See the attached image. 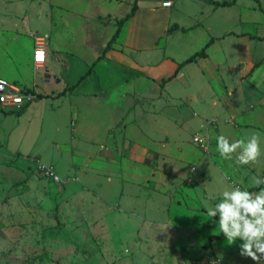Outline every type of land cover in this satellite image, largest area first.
<instances>
[{
    "label": "crops",
    "instance_id": "crops-1",
    "mask_svg": "<svg viewBox=\"0 0 264 264\" xmlns=\"http://www.w3.org/2000/svg\"><path fill=\"white\" fill-rule=\"evenodd\" d=\"M215 1L234 4L218 9L210 5L209 16L186 26L159 15L172 9L174 0L171 8H165V2L155 6L141 0H0V77L19 82L36 95L44 90L49 96L45 99H70L71 131L80 143L75 150V171L83 174L79 179L83 186L92 187L111 225L154 219L160 226L184 228L188 243L195 242L197 234L207 237L211 252L232 258L231 251L240 253L242 241L227 244L219 232V217L207 216L204 202H219L222 191L233 183L252 191L257 189L250 187L252 177L264 179V157L259 164L241 166L235 157L225 160L216 150V137L221 134L235 140L258 133L264 148V34L260 35L264 6L262 0ZM135 5V15L123 25L113 49L98 60L118 23ZM9 7L10 20L4 15L11 12ZM221 8L239 9L241 31L222 28L201 43L199 51L212 41L207 57L178 70L191 56L178 63L171 50L189 44L197 28L206 27ZM174 25L178 28L170 33ZM35 37L44 42L47 53L41 64L34 61ZM228 44L236 45L232 57L225 47ZM78 53L92 55L90 68L79 78L72 76L71 84L67 66L78 62L72 60ZM144 55L150 56L142 60ZM41 71L50 73L45 83L51 90L41 88L37 78ZM259 72L262 75L253 80L258 91L245 90L243 84ZM238 82L242 97L235 86ZM192 131L193 139L208 136L214 145L209 146L213 153L208 158L194 150L197 159L190 163L185 152ZM171 144L177 148L174 155L167 150ZM201 163L204 171L197 173ZM80 193L86 195V191ZM212 237L221 239L211 242Z\"/></svg>",
    "mask_w": 264,
    "mask_h": 264
},
{
    "label": "rangeland",
    "instance_id": "rangeland-1",
    "mask_svg": "<svg viewBox=\"0 0 264 264\" xmlns=\"http://www.w3.org/2000/svg\"><path fill=\"white\" fill-rule=\"evenodd\" d=\"M174 1L176 5L172 9H163L159 15L172 17L181 25L192 26L213 10L205 0ZM145 2L160 6L165 0H141L142 4ZM262 4L264 6V0ZM11 13L6 12L5 19H13ZM238 13V8H221L213 13L206 27L197 28L189 44L171 50L173 61L180 63L192 56L202 48L203 41L220 33L222 28L241 31L237 23ZM11 25L9 29H12ZM45 31L48 32L47 29ZM235 46L225 45L231 57L235 54ZM90 54L78 53L72 59L78 62L67 66L71 70L68 79L71 84L72 76L78 75L79 78L90 68ZM149 56L144 55L142 60ZM135 58L141 60L140 56ZM240 71L237 77L241 75ZM38 74L41 88L44 85L46 90H51L45 83L50 73L41 71ZM261 75L259 72L251 76L243 88L248 90L247 87H252L251 90L257 92L258 84L253 80ZM53 86L56 87L54 83ZM235 86L242 97L244 91L239 82ZM39 94L49 97L44 90ZM244 102L242 98L243 106ZM29 105L20 112L0 110V264H213L217 260L221 264H255L240 253L234 254L236 251H231L232 258L224 253L222 257L217 256L211 252L213 246L209 245L207 237L197 234L193 236L195 242L188 243L184 228L160 226L154 219H136L137 224L130 226L111 225L108 211L100 209L103 204L97 201L92 187L83 186L79 180L83 174L75 171L74 158L80 143L73 139L71 131L73 114L70 99H44L35 102L28 110ZM214 123L211 122L210 126ZM193 135V131L189 132L186 141L188 151L185 155L190 163L197 159L194 150L207 154L208 158V154L213 153L209 146L214 145L209 138L204 149L194 141ZM171 145L167 150L174 155L177 148ZM91 159L88 160L89 166ZM200 166L197 173L204 171L202 163ZM45 169L52 170L61 182L46 176ZM85 191L86 195L80 193Z\"/></svg>",
    "mask_w": 264,
    "mask_h": 264
},
{
    "label": "clouds",
    "instance_id": "clouds-1",
    "mask_svg": "<svg viewBox=\"0 0 264 264\" xmlns=\"http://www.w3.org/2000/svg\"><path fill=\"white\" fill-rule=\"evenodd\" d=\"M171 0H165L164 6H170ZM200 140V137H197ZM217 152L225 160H233L238 165L259 164L264 157L261 138L258 133L245 135L244 138L230 140L223 134L216 137ZM264 179L252 177L250 187L258 191L242 190L230 186L222 191L219 202H204L207 216L219 217V232L226 238L228 245L239 244L240 255L250 258L255 264H264Z\"/></svg>",
    "mask_w": 264,
    "mask_h": 264
},
{
    "label": "built area",
    "instance_id": "built-area-1",
    "mask_svg": "<svg viewBox=\"0 0 264 264\" xmlns=\"http://www.w3.org/2000/svg\"><path fill=\"white\" fill-rule=\"evenodd\" d=\"M165 3L163 4V6ZM173 4L171 3L170 6H164L165 8H171ZM46 49L44 46V42L39 39V37H35V52H34V61L37 64H41L46 60ZM37 95L31 91V89L23 86L17 85L14 82L6 80L0 77V110L2 111H16L20 112L24 110L29 104H31ZM197 137L201 139L198 140ZM194 141L201 145L204 149L209 144V137L206 136L203 138L200 135L194 137ZM45 172V175L51 177L55 182L60 183L61 179L55 175V173L50 169ZM213 264H221L220 260L214 261Z\"/></svg>",
    "mask_w": 264,
    "mask_h": 264
},
{
    "label": "trees",
    "instance_id": "trees-1",
    "mask_svg": "<svg viewBox=\"0 0 264 264\" xmlns=\"http://www.w3.org/2000/svg\"><path fill=\"white\" fill-rule=\"evenodd\" d=\"M208 4L212 5L215 9H218L220 7H231L234 3H229V2H218V1H215V0H205ZM138 6L135 5L134 6V9L133 11L131 12V14H129L125 19L121 20L119 23H118V30L116 32V34L114 35L113 39L111 40V42L107 45V47L105 48L103 54L101 57L98 58V60H102L105 58L106 54L111 51L113 49V45L114 43L116 42L120 32H121V29L123 27V25L125 24L126 21H128V19H130L131 17H133L135 15V12L137 10ZM178 28L177 25H174L170 30L169 32L171 33L174 29ZM212 42V41H211ZM211 42L208 43L201 51L199 52H196L194 55H192L189 59H187L186 61H184L183 63L180 64L179 69H181L184 65H187V64H190V63H193L195 61H197L198 58H205L207 57V54H206V49L211 45ZM178 73V71L176 72V74ZM90 74L87 73L86 76H88ZM176 74L174 76H172L170 79L166 80L164 83H166L167 81L171 80L173 77L176 76ZM86 76H83L81 80H83ZM163 83V84H164ZM78 84H76L74 87H77ZM73 89V88H72ZM70 90V89H69ZM32 91V90H31ZM46 97L42 94H38L37 97H36V101H41L43 99H45ZM26 109V108H25ZM221 239L220 237H212L210 239L211 242H213L214 240H219Z\"/></svg>",
    "mask_w": 264,
    "mask_h": 264
}]
</instances>
